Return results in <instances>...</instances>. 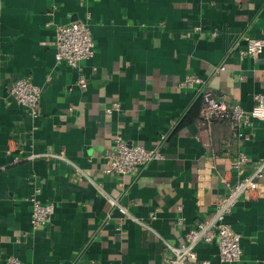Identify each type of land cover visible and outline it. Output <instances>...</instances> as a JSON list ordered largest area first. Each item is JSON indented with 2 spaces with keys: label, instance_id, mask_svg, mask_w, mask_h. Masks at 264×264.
Listing matches in <instances>:
<instances>
[{
  "label": "crops",
  "instance_id": "0c3cea01",
  "mask_svg": "<svg viewBox=\"0 0 264 264\" xmlns=\"http://www.w3.org/2000/svg\"><path fill=\"white\" fill-rule=\"evenodd\" d=\"M74 20L88 22L96 45L81 63L85 89L78 70L55 59V28ZM245 36L264 37V0H0V264L10 255L23 264H162V239L180 245L237 175L201 133L199 85L177 81L198 75L217 97L251 109L264 94V51L241 57ZM25 76L41 87L37 117L8 91ZM115 101L120 109L107 112ZM251 130L241 147L247 173L264 158V121ZM163 133V160L132 175L104 172L117 135L152 147ZM212 135L218 145L229 124L215 122ZM36 188L55 211L33 230L27 197ZM261 190L228 217L242 235L232 264H264V182ZM198 257L229 264L215 243H201Z\"/></svg>",
  "mask_w": 264,
  "mask_h": 264
},
{
  "label": "built area",
  "instance_id": "2783aa9c",
  "mask_svg": "<svg viewBox=\"0 0 264 264\" xmlns=\"http://www.w3.org/2000/svg\"><path fill=\"white\" fill-rule=\"evenodd\" d=\"M201 30L200 26L195 28ZM216 32H212L215 34ZM247 46L240 50L241 57L257 59L264 51V37L253 38L245 36ZM55 59L57 63H65L78 70L79 75L75 85L85 89L88 86V77L82 72L81 63L92 58L95 54V41L88 22L74 20L58 24L55 28ZM218 70H226V65L219 66ZM208 81L195 74H187L177 81L179 88H190L199 85L201 95L200 122L201 133L206 144L215 149L214 154L231 157V169L236 172V178L227 183V191L215 201L213 211L201 219L195 227L190 228L180 245H172L163 240L167 254L162 259V264H211L208 260H200L198 246L201 243H215L218 249L219 260L222 263H236L242 258V235L234 229L228 217L234 207L242 198L256 199L262 195L261 184L264 182V158L254 163L247 173L251 163L248 154L241 149L252 136V126L255 121H264V94L259 92L254 96V106L247 110L240 104L227 97H217L208 88ZM71 86L69 89H72ZM9 94L18 103L25 106L32 117L39 114L41 87L29 76L12 81L8 87ZM119 101H115L106 109L111 113L120 109ZM215 122L227 123L230 126L231 136L223 139L218 145L214 144L212 128ZM163 133L152 147L143 144H128L121 135L114 139V145L105 153L104 172L120 176L132 175L142 167L153 161L163 160L165 155L162 145L167 139ZM216 146V147H215ZM62 156V155H59ZM40 189L27 197L32 204L31 226L33 230L45 227L52 221L55 205L44 202L40 196ZM125 217L132 216L127 206L112 200ZM180 206V210H181ZM149 218H157L156 211H152ZM183 217H179L181 224ZM5 264H23L16 256L10 255L5 259ZM115 264V263H109Z\"/></svg>",
  "mask_w": 264,
  "mask_h": 264
},
{
  "label": "trees",
  "instance_id": "16d2710c",
  "mask_svg": "<svg viewBox=\"0 0 264 264\" xmlns=\"http://www.w3.org/2000/svg\"><path fill=\"white\" fill-rule=\"evenodd\" d=\"M201 101V100H200ZM201 103V102H200ZM198 104V103H197ZM201 105V104H200ZM230 137V135L227 137V138H229Z\"/></svg>",
  "mask_w": 264,
  "mask_h": 264
}]
</instances>
